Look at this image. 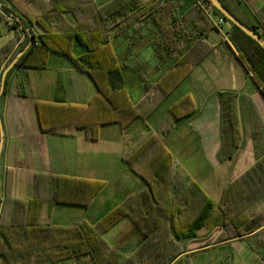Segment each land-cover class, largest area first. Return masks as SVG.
Returning <instances> with one entry per match:
<instances>
[{
	"label": "trees",
	"instance_id": "1",
	"mask_svg": "<svg viewBox=\"0 0 264 264\" xmlns=\"http://www.w3.org/2000/svg\"><path fill=\"white\" fill-rule=\"evenodd\" d=\"M220 1L244 24L264 37L259 27L242 20L232 9L231 4H240L242 0ZM0 2L15 14L12 16L0 9L11 19V23L5 19L8 27L16 30L22 26L23 30H29V33L25 32L23 42L14 53L21 35H16L0 48V85L5 68L22 51H25L24 54L8 74L6 87L13 71L17 67L26 66L30 55L37 49L69 58L77 70L88 74L95 81L99 93L76 125L51 132L72 136L79 128L120 124L125 134L124 159L131 171L146 183V189L130 195L125 203L106 212L94 223L85 220L73 226H53L47 219L55 205L89 206L104 184L73 177L37 175L36 196L29 201L13 199L11 218L7 222L3 219L4 208L0 199V264H187L184 242L199 236V231L204 228L203 220L209 215L213 204L203 193L204 202L208 201L207 205L202 208L195 222L189 225V232L182 234L174 225L176 210L169 202L162 204L158 201L161 193L155 192V184L163 182L168 185L164 187L165 195L169 190L178 189L176 183L166 181L167 177L175 176V172L172 173L175 170L173 155L167 149L168 140L179 120L194 116L196 106L190 97H184L168 108L155 131L149 125L148 118L165 102L191 69L211 51L205 40L209 31L216 26L201 4L212 7L213 17H225L208 0H110L104 6H99L96 0H51L48 7L42 0ZM68 14L74 23L67 19ZM138 21L139 29L135 25ZM35 23L44 27L45 31L36 32ZM149 23L153 25L151 45L161 54L163 62L166 59L174 61L176 72L172 74L175 78L169 82L168 78L163 77L157 83L144 79L141 85L147 91L133 105L126 89V65L119 62L112 49L111 37H118L130 30L135 33L139 31L140 36ZM231 24L237 34L233 43L238 50V58L247 71L254 74L255 82L264 94V49L240 28ZM30 34L34 37V43L26 49L30 43ZM75 45L80 47L81 54H75ZM6 59L8 61L2 69ZM152 88L159 92L151 93ZM5 93L6 88L4 95ZM225 95L219 94L222 138L218 152L220 162L232 157L241 138L235 100ZM145 102L152 103L150 109H143ZM139 130L145 136L151 135L149 145L155 146L158 152L161 151L158 159L153 155L149 163L150 175L139 171L136 164L133 165L136 156L142 154L143 144L134 153L129 150L127 134ZM150 176L155 179V183L150 181ZM184 176L190 177L187 173ZM192 182L195 193L198 190L203 192L197 183ZM190 188L191 185L186 190ZM262 199L264 158L233 178L225 187L221 204L216 211L230 208L228 205L231 203V208L244 209L238 212L239 215L248 212L249 219L240 221L236 227V237L243 238L254 233L264 222V214L253 215ZM139 200L147 209L150 217L148 220H153L152 223L141 226L142 241L124 253L113 247L104 238V234L127 217L139 227ZM215 216V221L218 222L220 215Z\"/></svg>",
	"mask_w": 264,
	"mask_h": 264
},
{
	"label": "crops",
	"instance_id": "2",
	"mask_svg": "<svg viewBox=\"0 0 264 264\" xmlns=\"http://www.w3.org/2000/svg\"><path fill=\"white\" fill-rule=\"evenodd\" d=\"M50 1L42 0L47 7ZM96 1L98 3L99 0ZM231 7L242 20L259 27L260 32L264 33V0H242L240 4H231ZM7 17L0 10V48L16 35H21V40L14 47V53L23 42L26 31L22 26L16 30L8 27L5 22ZM66 17L74 23L69 14ZM9 22L11 23L10 18ZM3 25L6 27H1ZM34 28L39 33L45 31L38 23L34 24ZM152 31L153 25L149 32ZM212 31L219 35V39L214 42H210ZM236 35L232 25L222 29L212 28L205 40L211 51L155 110L156 112L171 99L179 88L188 84L189 88L171 99L168 108L188 96L193 100L196 111L193 117L176 123V130L169 138L168 147L173 157L178 159L177 166L191 174L196 172V176L204 169L222 173L233 169L231 175L225 176L233 179L264 158V94L257 86L254 74L248 72L238 58V50L233 43ZM111 47L113 49L112 44ZM74 52L81 54L82 51L75 45ZM7 61L8 59L2 69ZM143 62L147 64V61ZM164 62L168 69L162 77L157 81L146 80L152 83H157L163 77L168 78L169 82L174 80V61L166 59ZM157 92L159 90L152 88L151 93ZM98 93L95 81L88 74L77 70L69 58L41 49L30 55L26 66L17 67L10 75L6 93L0 103L4 130L0 159V199L4 208L3 219L6 222L11 218L13 199L29 201L36 196V177L39 174L100 181L104 184L89 206L55 205L47 219L53 226H73L81 221H88L83 217L105 188L106 175L110 178L120 174L128 177L130 168L124 159L125 134L120 124L79 128L72 136L51 132L76 125ZM220 93L235 100L241 135L239 146L225 162L218 159L222 144ZM163 117L162 114L157 122L158 126ZM177 132L179 137H176ZM176 138L182 142L175 143ZM211 175L213 174L200 176L205 179L204 189L209 195L215 192L216 186L215 181L211 180L215 176ZM125 200L113 208L125 203ZM148 217L146 215L144 218ZM261 233H264V222L245 239Z\"/></svg>",
	"mask_w": 264,
	"mask_h": 264
},
{
	"label": "rangeland",
	"instance_id": "3",
	"mask_svg": "<svg viewBox=\"0 0 264 264\" xmlns=\"http://www.w3.org/2000/svg\"><path fill=\"white\" fill-rule=\"evenodd\" d=\"M109 2L110 0H99L98 4L99 6H104ZM130 21L133 20L131 19ZM135 25L136 28L139 29V21ZM1 27L5 28L6 25ZM151 27V24L146 26L143 31H141L140 36L139 31L135 33L133 30H130L121 33L118 37H111L113 50L118 55L119 62L126 65V69L124 70L126 89L133 105L138 103L147 91L146 87L140 86L144 79L157 81L168 69L166 63L162 60L161 54L150 44L153 36L152 32H149ZM218 39L219 35L212 31L210 33V42H214ZM185 46H187V44H185ZM143 61H147V64ZM185 88H189L188 84L179 88L172 95L171 99H174L177 94L182 93ZM171 99H168L163 106L154 112L151 117H149L150 119L148 118V123L152 129L154 128V131L157 129V122L160 116L166 114ZM158 100L159 98L157 101ZM151 105L152 103L145 102L143 109H150ZM175 130L172 135L175 133ZM176 135V137H179V132H177ZM150 138L151 135L145 136L140 130L127 134V139L130 143L129 150L133 151V153L138 146L140 149L143 144L142 154L136 156L133 165L136 164L139 171H144L147 175H150L149 170L151 167L149 163L153 155H155V159H158L161 155V151L158 152L155 146L149 145L151 144ZM174 141L175 143L182 142L181 139L178 138ZM167 149L169 150V147ZM173 151L175 152L174 148ZM174 156H176V154ZM177 157L181 159L180 155H177ZM173 159L175 170H173L172 173L174 174L175 172V176L172 178L167 177L166 181L168 182V180H171L176 183L178 189H174L173 191L169 190L168 194L165 195L164 187H168V185L161 182L155 184V192L161 193V196H158V201L162 204H167L169 202V205L176 210L177 214L175 216L174 225L178 227L180 233L185 234L189 232V225L195 222L202 208L207 205V200H210L213 204L212 208H210L209 215L203 220L202 227L204 228L199 231V236L190 238L188 241L184 242L188 257L187 264H264V233L246 239L245 237L247 236H245L243 237L245 240H240L243 238L236 237L237 223L249 219V213L245 212L244 215L243 213L239 215L238 212L244 209L231 208V203L228 205L230 208H226L220 212L216 211L221 204V198L225 187L233 180L225 176L231 175L233 169L225 170L223 173L222 171L204 169L200 170V175L196 176V172L191 174L188 170L185 171L183 168L178 167V159L174 157ZM130 171L128 177L120 174L118 177L116 176L117 178H110L106 175L107 183L105 188L96 198L93 207L83 218L94 223L103 213L109 211L116 204L125 200V198L127 199L130 195L138 194L140 191L146 189V183L143 178ZM186 173L190 177L184 176ZM208 174H213L211 176H215L211 180H214L216 184L214 188L215 192H211L210 195L204 189L205 185L203 180L205 179L200 177ZM149 179L155 183V179L151 178V176ZM192 181L197 183L203 192L198 190V192L195 193ZM189 185H191V188L186 190L187 187L189 188ZM203 193L207 195V200H205V202L202 195ZM262 201L259 207H257V211H253V213L255 212L253 215L258 213L264 214V201ZM217 214L220 215L218 222L215 221L217 219L215 215ZM146 215L147 209L141 205L139 200V219H144L143 221L139 220V227H137L130 218H124L111 230L105 233L104 238L118 250L122 252L130 251L142 241L143 228H141V226L146 223H152L151 220L153 219L149 221L147 218H144ZM240 228L244 230V228Z\"/></svg>",
	"mask_w": 264,
	"mask_h": 264
},
{
	"label": "water",
	"instance_id": "4",
	"mask_svg": "<svg viewBox=\"0 0 264 264\" xmlns=\"http://www.w3.org/2000/svg\"><path fill=\"white\" fill-rule=\"evenodd\" d=\"M211 5L216 8L219 12L222 13V15L229 20L231 23L236 25L238 28H240L245 34L250 36L252 39H254L263 49H264V37L259 34L258 32L254 31L250 27H248L246 24H244L239 18H237L220 0H208ZM0 9L5 11L6 13L11 14L14 16L12 10L5 7L0 2ZM29 33V30H26ZM34 43V37L30 34V43L27 46L26 49H28L32 44ZM25 51H22L19 53V55L5 68L2 79H1V85H0V103L1 99L4 95L5 88H6V82L9 72L15 67L20 57L24 54ZM4 143V130H3V124H2V118H1V112H0V159H1V152L3 148ZM0 198H1V191H0Z\"/></svg>",
	"mask_w": 264,
	"mask_h": 264
},
{
	"label": "built area",
	"instance_id": "5",
	"mask_svg": "<svg viewBox=\"0 0 264 264\" xmlns=\"http://www.w3.org/2000/svg\"><path fill=\"white\" fill-rule=\"evenodd\" d=\"M201 6L205 9V11L208 13V15H210V18L213 22V25L216 26L217 28L222 29V28L229 27L232 25L230 21L226 20L223 17H219V18L213 17L211 6L203 5V4H201ZM7 20H9V18H7Z\"/></svg>",
	"mask_w": 264,
	"mask_h": 264
}]
</instances>
